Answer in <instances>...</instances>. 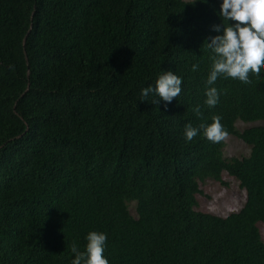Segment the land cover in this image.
<instances>
[{
	"label": "trees",
	"instance_id": "16d2710c",
	"mask_svg": "<svg viewBox=\"0 0 264 264\" xmlns=\"http://www.w3.org/2000/svg\"><path fill=\"white\" fill-rule=\"evenodd\" d=\"M220 2L0 0V264H71L90 231L108 264H264V126L236 128L264 121V72L206 84ZM163 71L182 78L166 108L140 96ZM214 116L249 157L202 135ZM224 173L244 207L197 211Z\"/></svg>",
	"mask_w": 264,
	"mask_h": 264
},
{
	"label": "clouds",
	"instance_id": "9594fccd",
	"mask_svg": "<svg viewBox=\"0 0 264 264\" xmlns=\"http://www.w3.org/2000/svg\"><path fill=\"white\" fill-rule=\"evenodd\" d=\"M219 15L228 21L227 25L213 26L218 33L207 43L212 55L210 71L206 78L207 85H214L218 77L231 78L242 83H251L250 74L261 78L264 72V0H221ZM193 70L197 65H193ZM182 78L173 71H163L155 81V85L142 88L140 96L155 97L153 103L164 102L165 108L181 92ZM204 103L214 107L218 100L215 87H207ZM193 112L199 115L197 105ZM202 135L213 143L227 138L228 133L220 123V117L214 116L208 125H200ZM198 129L185 125L184 138L192 140ZM84 251H80L75 243L70 246L73 254L71 264H108L103 256L106 235L103 232L90 231L85 236Z\"/></svg>",
	"mask_w": 264,
	"mask_h": 264
},
{
	"label": "rangeland",
	"instance_id": "374dc122",
	"mask_svg": "<svg viewBox=\"0 0 264 264\" xmlns=\"http://www.w3.org/2000/svg\"><path fill=\"white\" fill-rule=\"evenodd\" d=\"M192 1V0H185ZM264 126V121L254 123H236L237 131L240 133L252 127ZM251 154V147L244 143L239 137L229 135L225 139L224 157L227 160L246 158ZM200 194L197 195L196 210L203 213H209L219 217H227L232 213L240 211L247 200V194L240 186L239 181L224 173L222 182L215 180H206L200 183ZM130 212L137 218L135 203H130ZM258 229L264 241V224L259 223Z\"/></svg>",
	"mask_w": 264,
	"mask_h": 264
}]
</instances>
